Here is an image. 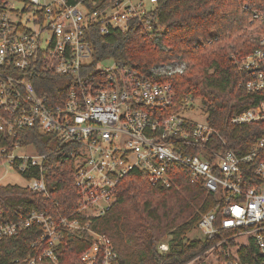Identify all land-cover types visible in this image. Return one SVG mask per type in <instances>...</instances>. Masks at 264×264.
I'll return each mask as SVG.
<instances>
[{
  "label": "built area",
  "instance_id": "obj_1",
  "mask_svg": "<svg viewBox=\"0 0 264 264\" xmlns=\"http://www.w3.org/2000/svg\"><path fill=\"white\" fill-rule=\"evenodd\" d=\"M156 4L157 0H0V185L16 184L49 195L42 174L47 155L15 140L23 128L77 145L71 155L76 157L82 218L105 214L129 172L140 170L153 185L169 188L176 185L172 167L182 166L192 181L202 179L215 195L213 209L197 224L204 237L215 241L206 250L217 255L213 264H264V136L250 150L236 151L208 119L198 122L181 113L195 101L192 96L177 111L163 115L176 92L162 78L183 73L188 65L182 59L146 72L114 58L95 59L94 31L108 35L135 23L152 33L150 13ZM109 59L110 64L101 65ZM263 66L264 48L236 60L239 88L263 99L233 116V125L264 122ZM55 76L66 89L60 101L36 85L39 81L44 87L47 78ZM28 147L34 153H25ZM193 150L197 153L189 152ZM33 168L40 174L26 177ZM13 175L24 182H15ZM33 224L43 233L32 242L29 264H60L68 235L85 232L92 236L82 255L85 264H120L110 237L80 218L56 220L33 211L26 221L14 223L3 219L0 210V239ZM244 233L254 236L252 243L235 241ZM168 248L167 242L160 244L162 251ZM197 258L185 264H204Z\"/></svg>",
  "mask_w": 264,
  "mask_h": 264
},
{
  "label": "trees",
  "instance_id": "obj_2",
  "mask_svg": "<svg viewBox=\"0 0 264 264\" xmlns=\"http://www.w3.org/2000/svg\"><path fill=\"white\" fill-rule=\"evenodd\" d=\"M256 13L261 16L256 17ZM150 15L152 33L135 23L126 31L114 29L108 35L94 31L95 59L114 58L139 72L164 62L186 61L183 73L162 78L172 83L176 92L173 105L163 110V115L177 111L186 97H198L208 111V122L228 146L238 152L250 150L264 136V122L233 125L231 118L263 96L239 88L236 60L264 48V0H157ZM47 79L44 87L39 81L36 85L60 101L66 91L60 87L61 77ZM15 140L22 145L33 144L40 154L47 155L42 174L49 195L16 184L0 185L3 219L24 222L33 211L50 214L56 220L80 218L110 237L120 264H185L203 257L215 243L206 237L187 239V233L213 209L216 199L202 179L191 180L186 168L172 167L176 185L169 188L153 185L140 170L131 171L119 182L116 200L105 214L82 218L75 184L76 157L71 155L77 145L33 128L20 129ZM216 141L220 146L221 141ZM38 170L33 168L24 175L38 176ZM42 233V228L33 224L13 237H1L0 264H29L26 258L34 249L32 242ZM163 242L169 245L167 251L160 249ZM91 243L92 236L87 232L70 233L68 244L61 250L60 264H85L82 255Z\"/></svg>",
  "mask_w": 264,
  "mask_h": 264
},
{
  "label": "rangeland",
  "instance_id": "obj_3",
  "mask_svg": "<svg viewBox=\"0 0 264 264\" xmlns=\"http://www.w3.org/2000/svg\"><path fill=\"white\" fill-rule=\"evenodd\" d=\"M107 64H110V59L105 60L101 63V65H107ZM181 113L187 118L198 121V122H203L207 120V117H208V111L206 107L204 106L202 100L198 97L195 98V101L192 102L191 106H188L182 109ZM33 150L34 149L28 147L27 149L24 150V152L34 153ZM11 178H13V180L18 183L24 182L23 179L19 175H13L11 176ZM186 236H187V239H190V240L204 238L203 232L198 227H195L192 230H190ZM253 239H254V236L251 233H244L241 236L237 237L235 241L239 244H244V243H252ZM216 257L217 255H211L207 253L203 257H198L197 259L198 261L204 260L203 261L204 264H213L214 259Z\"/></svg>",
  "mask_w": 264,
  "mask_h": 264
}]
</instances>
